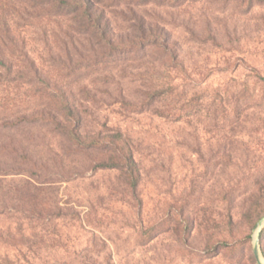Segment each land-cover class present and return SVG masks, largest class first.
Masks as SVG:
<instances>
[{"label":"rangeland","instance_id":"1","mask_svg":"<svg viewBox=\"0 0 264 264\" xmlns=\"http://www.w3.org/2000/svg\"><path fill=\"white\" fill-rule=\"evenodd\" d=\"M131 2H102L117 32L137 23L128 9ZM136 10L168 30L180 48L178 66L168 72L169 59L158 49L148 56L163 76L180 78L177 103L161 108L163 118L146 105L138 115L121 105L122 97L142 96L146 79L115 84L110 97L100 86L102 68L84 67L81 76L82 86L95 81L89 88L96 104H90L87 130L123 129L136 143L141 181L135 196L124 199L118 175L93 174L90 164L83 178L63 177L59 141L49 136L48 159L55 163L48 164L45 176L20 163L17 175L0 176V264H91L93 251L104 246L94 258L98 264H260L256 247L264 260V194L256 183L264 180V81L253 79L255 74L264 78V0L253 6L239 0H153ZM26 30L27 39H38ZM114 58L121 74L127 67L147 68L139 55ZM245 83L256 98L239 124L232 96ZM215 91L230 97V118L219 123ZM28 188L41 189L34 203ZM92 208L98 215L89 225ZM153 226L151 238L142 235L143 228Z\"/></svg>","mask_w":264,"mask_h":264},{"label":"trees","instance_id":"2","mask_svg":"<svg viewBox=\"0 0 264 264\" xmlns=\"http://www.w3.org/2000/svg\"><path fill=\"white\" fill-rule=\"evenodd\" d=\"M131 1L132 6H128V9L137 23L123 32H117L107 17L103 0H0V118L4 123L0 127L2 178L17 175V163H20L17 166L32 168L40 178L45 176L48 164L55 163V160L48 159L53 153L48 143V137L51 136L50 139L59 141L56 146L63 155L58 159L63 177L72 174V177L83 178L89 172L85 168L90 164L93 174L110 172L118 175L122 189L120 193L124 199L126 195L135 196L141 181L136 143L129 131L123 129L110 130L103 126L98 131L87 130L90 104H96V97L92 96L93 92L89 88L95 81L89 86H82L81 78L84 67L102 68L100 86L108 95L115 84L146 79L148 82L142 96L122 97L121 105L136 110L135 114L138 115L146 112V105L150 111L163 118L166 112L161 108L174 100L173 103H177L180 88L177 80L180 78L172 73L163 76L162 68L156 66L148 56L151 50L158 49L169 59L167 62L171 67L165 68L168 72L178 66L180 48L172 41L168 30L148 23L137 12L136 7L146 6L153 0ZM239 1L253 6L256 0ZM61 12L70 16L59 15ZM60 16L69 18L61 23ZM26 29H32L38 39H27L24 36ZM30 41L36 43L35 46H41V50L35 51ZM133 55L145 59V70L135 72L127 67L121 74L118 71L120 63L112 65L114 56ZM150 72H157V75L150 76ZM253 79L256 84L264 81L258 74ZM243 87L232 96L236 102L235 117L239 124L243 122L244 108L256 98L249 91V83L243 84ZM25 88L28 90L25 91ZM223 95L221 91L214 93V116L218 123L230 118V97ZM2 131L8 132L10 136L2 135ZM71 157L77 161L65 163V159ZM12 162L15 164L12 165ZM263 182L262 178L256 180L258 192L262 194ZM34 190L35 193L30 191L27 196L33 203L41 195V189ZM28 211L34 214V210ZM97 215L96 209L92 208L87 215L89 225ZM154 230V226L143 228L142 235L151 238ZM103 252L105 246L93 251V255L100 258ZM94 258H89V262L98 264Z\"/></svg>","mask_w":264,"mask_h":264},{"label":"water","instance_id":"3","mask_svg":"<svg viewBox=\"0 0 264 264\" xmlns=\"http://www.w3.org/2000/svg\"><path fill=\"white\" fill-rule=\"evenodd\" d=\"M263 226H264V221H263V223L261 224V228H262ZM256 256H257V258H258L260 264H264V260L261 258L260 254H259V249H258V247H256Z\"/></svg>","mask_w":264,"mask_h":264}]
</instances>
